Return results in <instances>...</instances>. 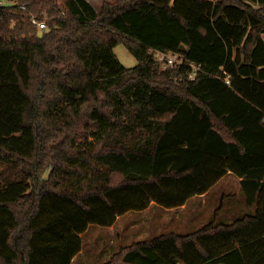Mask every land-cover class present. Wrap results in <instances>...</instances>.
<instances>
[{"label": "trees", "instance_id": "1", "mask_svg": "<svg viewBox=\"0 0 264 264\" xmlns=\"http://www.w3.org/2000/svg\"><path fill=\"white\" fill-rule=\"evenodd\" d=\"M10 1L0 264H71L90 225L152 202L180 207L230 172L253 214L137 240L95 264H264V0ZM119 43L137 65L120 61ZM161 52L188 64L165 66ZM190 63L201 67L192 79Z\"/></svg>", "mask_w": 264, "mask_h": 264}, {"label": "rangeland", "instance_id": "2", "mask_svg": "<svg viewBox=\"0 0 264 264\" xmlns=\"http://www.w3.org/2000/svg\"><path fill=\"white\" fill-rule=\"evenodd\" d=\"M64 2L65 0H59ZM103 0H92L98 7ZM11 4L10 0H3ZM120 61L127 67L139 63L124 43L115 47ZM2 166H0V170ZM184 208H166L155 202L141 211H129L122 215L114 228L97 224L90 225L81 234L83 249L73 264H95L108 260L123 245L150 238L163 232L187 233L213 220L230 223L245 214H253L255 206L246 203L240 177L230 172L210 193L201 198L195 196Z\"/></svg>", "mask_w": 264, "mask_h": 264}, {"label": "built area", "instance_id": "3", "mask_svg": "<svg viewBox=\"0 0 264 264\" xmlns=\"http://www.w3.org/2000/svg\"><path fill=\"white\" fill-rule=\"evenodd\" d=\"M21 8L23 10H26V5H22ZM31 19H32V22L36 24L39 29H44L47 27V21L45 18L40 19V18H37L36 16H33ZM158 57L165 66H178V65L187 63L186 60L182 56L178 55L177 53H173V52H169V53L161 52V53H158ZM189 65L192 67V70L188 73V78L192 79L196 77L198 71L201 70V67L195 63H190Z\"/></svg>", "mask_w": 264, "mask_h": 264}, {"label": "crops", "instance_id": "4", "mask_svg": "<svg viewBox=\"0 0 264 264\" xmlns=\"http://www.w3.org/2000/svg\"><path fill=\"white\" fill-rule=\"evenodd\" d=\"M228 174H230V173H228ZM225 176H226V175H225ZM225 176H224V177H225ZM224 177H223L222 179H224ZM222 179H221V180H222ZM221 180H219V182H220ZM219 182H217L214 186H216ZM214 186H213V187H214ZM213 187H212V188H213ZM212 188H211V189H212ZM211 189H210L209 191H207L206 193L201 194V195H198V196L201 197V198L206 197V196L210 193ZM193 198H195V196L192 197V198H190V199H189L184 205L188 204V202H189L191 199H193ZM177 208H184V207H181V206H180V207H177ZM177 208H175V209H177ZM144 210H145V209H144ZM123 215H124V214H123ZM121 216H122V215H121ZM121 216H119V218H120ZM119 218H118V219H119ZM118 219H117V221H118ZM117 221H116V222H117ZM116 222H115V224H116ZM115 224H113V225H111V226H106V227H108V228H114ZM81 252H82V251H81ZM81 252H80L79 254H77V255L74 257V259H73V261H72L71 264H73V263L75 262V260L78 259V257L80 256Z\"/></svg>", "mask_w": 264, "mask_h": 264}, {"label": "water", "instance_id": "5", "mask_svg": "<svg viewBox=\"0 0 264 264\" xmlns=\"http://www.w3.org/2000/svg\"><path fill=\"white\" fill-rule=\"evenodd\" d=\"M46 175H47V172H45L44 176H46Z\"/></svg>", "mask_w": 264, "mask_h": 264}]
</instances>
